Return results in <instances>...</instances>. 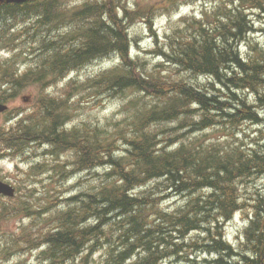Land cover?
<instances>
[{"label":"trees","instance_id":"1","mask_svg":"<svg viewBox=\"0 0 264 264\" xmlns=\"http://www.w3.org/2000/svg\"><path fill=\"white\" fill-rule=\"evenodd\" d=\"M35 2L37 9L32 13L44 22L63 19L61 0ZM124 10L120 18L111 2H97L75 12L74 17L84 24L77 30L82 33L87 27L89 36L81 34L85 36L81 47L55 51L53 66L62 70L78 67L106 53L110 46L126 52L129 37L123 24L139 13ZM216 10L201 20L188 17L185 28L177 29L169 55L184 73L216 84L219 88L214 85L215 93L184 76L145 78L133 72L109 76L116 84L115 78H119L127 88L136 86L155 93L160 107L137 113L133 134L119 133L129 146L126 156L111 155L114 142H109L112 139L107 135L109 141L97 142L89 133L83 142L72 145L78 147L79 158L87 166L105 161L104 152L114 169V182L80 206L88 216L98 212L99 224L77 227L75 215L64 221L63 231L54 236L57 254L72 257L86 241L90 243L104 233L107 252L97 264H163L172 259L187 264H264V195L257 193L247 201L239 187L245 180L264 175V130L258 127L264 123V43L249 36L256 30V21L249 16H264V0H237L231 6L220 4ZM140 12L153 14L151 10ZM70 41L74 42L73 37ZM5 97L0 95V99ZM169 122L201 133L176 140L170 137L161 144L162 134L173 136L175 129L164 125ZM52 124L55 130L54 116ZM217 125H223L226 138L214 142L204 131ZM28 136L24 135L26 141ZM175 141L180 146L173 149ZM172 196L183 197L185 203L174 210L162 208ZM241 212L248 213V220L241 240L231 243L225 237L226 226ZM112 214L115 220L110 218ZM106 222L109 224L102 230Z\"/></svg>","mask_w":264,"mask_h":264},{"label":"rangeland","instance_id":"2","mask_svg":"<svg viewBox=\"0 0 264 264\" xmlns=\"http://www.w3.org/2000/svg\"><path fill=\"white\" fill-rule=\"evenodd\" d=\"M84 1L85 0H66V3L79 4ZM126 1H129L134 5V4L156 3V2H161L163 0H126ZM198 1L199 0H181L178 7L175 8L174 11L173 10L169 11L171 8L170 9L168 8L169 10L168 9L161 10L158 17L156 18L155 26H154V29L156 30L157 33L156 36L153 35V32L146 26L142 18H136L133 24L129 25L130 34L134 41L132 46V54L134 55V57H136V55H140V57H142L141 59H139L142 71L144 70L148 72L160 71L161 73L167 75H170L176 71L175 66L170 61H168L169 60L168 58H165L162 54L167 55L168 51H173L172 46L174 45L175 41L174 38H172V36L176 34L175 30L183 26L185 28L187 22H183L181 17L191 15L195 11H197V13L200 16L201 15L200 13H202L201 12L203 6L202 3L207 1L209 8H211L210 11H212V8L215 7L216 2H218V0H201L200 2ZM254 19L256 20L259 27L264 28V16L256 15L254 16ZM52 31H55L56 35H58L59 33L68 34L71 30L66 25H57L52 29ZM38 33L40 34V31H38ZM44 33L45 32H42L41 34L44 36ZM168 33H170V37L167 39L166 37ZM47 36H49V34ZM256 40L264 42V31L259 32V35L256 37ZM43 42L44 40L41 36H39V38L34 40L33 44L35 49L38 50L41 49L43 46ZM0 55L4 58L8 57L7 54H4V50L2 48H0ZM113 56H116V54H114ZM112 59H113L112 57L101 58L96 62H91L87 65L85 64L83 67L75 71L73 74L69 76L65 75L61 78V82H65V83L75 79L76 83L74 84V87L75 88L82 87V89H84L86 92V94L82 95L80 94V91H78L77 93L78 96L75 98L74 102L72 103L71 115L72 117L76 118L75 120L76 123L107 124V121L111 122V120H121L126 114L129 113L130 110L133 109L132 107L129 106V101L131 100V98L136 94H138V96H143L139 92L132 90V91H127L122 95L113 94V96L110 97L113 91H110L108 93V90H106L105 88H100L95 94L96 97H98V94H101L107 99L106 100L99 98L96 100L93 99L89 103V99L87 96L90 94L89 93L90 77L96 74L98 76V74L101 71H105L108 68H110L114 64V61ZM38 61H39L38 58H36L35 60L34 58L30 59V62L37 63ZM19 62H24V61L19 60ZM22 67H28V64L26 66L22 65ZM184 76L189 78V80H191L192 82H198L204 85L209 90H214L215 86H213L207 79L206 80L203 79V77H195L188 73H184ZM179 78H184V77L179 76ZM26 89L27 90H24L23 93H21L19 96H17L14 100L10 102L12 108H16V109L21 108L25 110L32 107L34 103L33 97L39 94L37 90L38 88L29 87ZM24 94H29L32 97V100L29 103L23 101L22 96ZM146 99L147 101L150 100L148 98ZM2 122L4 124L5 120ZM258 127L264 130V123L259 125ZM244 128L246 130L250 129L249 126H245ZM186 131L187 128L185 127L181 129V132H186ZM47 158H45V160ZM59 159L62 160L61 157H59ZM7 167L9 171H13L15 169V162L9 161ZM104 171H105L104 169L100 168L97 171L92 170V171L83 172L81 176H78L75 179L71 180L66 185H63L62 189L64 188V186H70L69 188H71L72 193L74 195H77L78 193L81 192L89 191L91 188L99 185V183L100 184L102 183L101 181L104 178V173H105ZM239 187L242 188L241 194L243 195L244 200L247 201H251L250 199L252 198V196L255 194L257 195V193L258 196L264 195V175L257 178L254 177L253 179L250 180H245L244 182L241 183ZM164 204L168 205V200H166ZM247 216H248L247 212L246 213L241 212L238 215H236L231 222H229L226 229L228 239L232 241H237L240 239V235L244 227L243 223ZM22 223H23L22 220L17 216L15 218L10 219L8 222H6V228L4 230V233L7 234V233H12L13 231H17L22 227ZM101 253H103V250L95 255V260L99 261L101 257L100 256ZM18 254L19 252H13V254L10 256L8 260L3 259L2 261H0V264H39L40 260L38 259L37 253H30L29 255L19 256V257ZM69 264H81V260H79V262L75 260L74 262H70ZM170 264H177V263L175 261H172Z\"/></svg>","mask_w":264,"mask_h":264},{"label":"bare ground","instance_id":"3","mask_svg":"<svg viewBox=\"0 0 264 264\" xmlns=\"http://www.w3.org/2000/svg\"><path fill=\"white\" fill-rule=\"evenodd\" d=\"M251 1V0H250ZM249 6H251V5H249ZM196 8V7H195ZM247 16V15H246ZM199 20V19H198ZM201 20V19H200ZM175 21V20H174ZM191 21V20H190ZM172 22V21H171ZM192 23V22H191ZM258 25V24H257ZM188 26V25H187ZM180 28V27H179ZM182 30V29H181ZM176 31V30H175ZM247 37V36H246ZM136 40V39H135ZM177 40V39H176ZM180 41H181V39H180ZM263 41V40H262ZM263 47V46H262ZM238 48V47H237ZM253 49V48H252ZM261 54V53H260ZM148 58V57H147ZM161 58V57H160ZM162 66V65H161ZM162 69H163V67H162ZM145 71V70H144ZM142 81V80H141ZM208 83V82H207ZM168 85V84H167ZM207 85V84H206ZM168 91V90H167ZM253 105V104H252ZM197 106V105H196ZM193 107V106H192ZM131 109V108H130ZM156 109V108H155ZM196 111V110H195ZM198 113V112H197ZM229 121V120H228ZM161 123V122H160ZM140 124V123H139ZM227 129V128H226ZM226 134V133H225ZM256 138V137H255ZM187 139V138H186ZM199 140V139H198ZM111 141V140H110ZM194 141V140H193ZM244 141V140H243ZM208 143V142H207ZM256 143V142H255ZM214 144V143H213ZM233 146V145H232ZM257 146V145H256ZM238 147V146H237ZM180 149V148H179ZM257 149V148H256ZM261 151V150H260ZM227 152V151H226ZM240 152V151H239ZM95 153V152H94ZM235 153V152H234ZM241 153V152H240ZM229 154V153H228ZM198 156V155H197ZM219 156V155H218ZM245 156V155H244ZM98 157V156H97ZM128 157V156H127ZM202 159V158H201ZM122 163V162H121ZM224 167V166H223ZM217 170V169H216ZM217 173V172H216ZM132 174H134V173H132ZM259 177H261V176H259ZM257 178V177H256ZM168 179V178H167ZM253 179V178H252ZM74 182V181H73ZM102 182V181H101ZM164 182V181H163ZM100 184V183H99ZM163 184V183H162ZM139 189V188H138ZM141 190V189H140ZM248 190V189H247ZM83 191V190H82ZM102 192V191H101ZM202 195V194H201ZM253 195V194H252ZM150 196V195H149ZM192 197V196H191ZM251 198V197H250ZM154 200V199H153ZM106 203V202H105ZM104 203V204H105ZM238 204V203H237ZM244 205V204H243ZM104 206V205H103ZM166 211V210H165ZM246 213V212H245ZM174 214V213H173ZM245 216V215H244ZM225 224V223H224ZM239 228V227H238ZM246 236V235H245ZM245 249V248H244ZM177 256V255H176ZM237 257V256H236ZM82 258H84V257H82ZM200 258V257H199ZM100 260V259H99ZM106 260V259H105ZM184 260V259H183ZM172 262V261H171ZM196 263V262H195Z\"/></svg>","mask_w":264,"mask_h":264},{"label":"water","instance_id":"4","mask_svg":"<svg viewBox=\"0 0 264 264\" xmlns=\"http://www.w3.org/2000/svg\"><path fill=\"white\" fill-rule=\"evenodd\" d=\"M6 108H7V107H6L5 105H3V104L0 103V112L4 111ZM1 189L4 190V188H2V187L0 186V190H1Z\"/></svg>","mask_w":264,"mask_h":264}]
</instances>
